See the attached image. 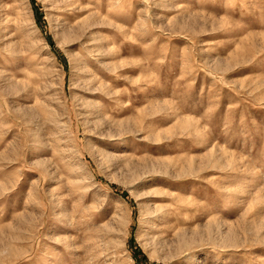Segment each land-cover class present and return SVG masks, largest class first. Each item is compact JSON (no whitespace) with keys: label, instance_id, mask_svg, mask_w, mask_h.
I'll return each instance as SVG.
<instances>
[{"label":"rangeland","instance_id":"374dc122","mask_svg":"<svg viewBox=\"0 0 264 264\" xmlns=\"http://www.w3.org/2000/svg\"><path fill=\"white\" fill-rule=\"evenodd\" d=\"M0 264H264V0H0Z\"/></svg>","mask_w":264,"mask_h":264}]
</instances>
